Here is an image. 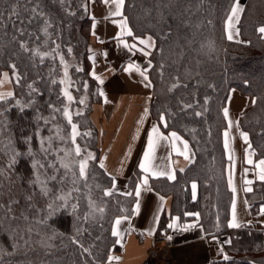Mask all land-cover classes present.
Here are the masks:
<instances>
[{"label": "trees", "instance_id": "1", "mask_svg": "<svg viewBox=\"0 0 264 264\" xmlns=\"http://www.w3.org/2000/svg\"><path fill=\"white\" fill-rule=\"evenodd\" d=\"M85 2L87 0H66V4L61 6L55 0H39L41 10L53 24L49 29L51 39L41 50L54 48L52 40L59 44L58 51L68 65L69 89L74 98L88 92V87L94 89V93L91 92L94 99L90 104V119L91 107L100 101V97L97 84L89 73L87 47L91 19L89 3L87 11L81 6ZM233 2L125 0L123 14L128 18L134 36L148 34L156 43L149 57L152 62L148 73L153 97L151 117L163 132H176L187 141L194 156L192 163L177 173L174 180L149 179V187L162 196L170 197V217H177L185 224L196 220L195 216H186L185 213H199L198 226L204 235L229 236L230 243L223 246L229 259L220 257L207 264H264V225L228 227L231 191L226 181L228 161L222 143L226 123L222 109L231 89L249 98L244 113L238 118L239 128L248 134L254 159L264 158V38L257 31L264 26V0L245 1L244 11L236 25L239 41L228 40L225 29ZM13 4L15 0L0 2V10L5 12V27L0 28V75L5 71L10 74L14 93L7 102L0 101V112H3L0 116V203L19 201L13 205L14 213L20 216L23 212L28 220L21 219L15 223L5 220L0 225V256L3 264H106L111 252L120 251L112 235L113 222L118 217L133 214L136 197L134 194L116 193L105 196L104 191L110 190L112 178L96 164L89 167L86 180L77 179L75 184L72 174L65 176V170L60 168L55 173L57 179L48 182L50 191L47 196L41 195L39 187L30 183L36 178V169L32 166L34 160L45 164V169L40 171L46 175H41V179L54 174V169L48 167L49 163L60 167L57 156L61 153L50 150L45 155L41 152V139L53 137L52 149H59L64 143L68 145L53 135L57 126L61 129L60 135H69L67 120L61 113H52L48 107L49 104L57 108L65 106L63 85L59 83L64 78V67L55 53V59L46 57L40 63L38 57L33 58L30 52L20 49V40L28 41L30 48L42 44L45 39L40 31L43 18L36 17L28 23L31 13L24 9H30L33 4L20 0L18 8L24 22L21 24L15 17L9 21L8 10ZM18 28L25 30L24 36H20ZM37 35L40 36L39 41L35 39ZM13 36L17 39L13 40ZM68 48L72 49L70 54ZM162 63L163 69L160 68ZM12 64L16 65L19 83L13 77ZM176 77L180 78L181 87L169 92L168 88L176 82ZM52 79L57 83L52 84ZM33 82L39 91L30 96L27 85ZM86 83L90 86L85 87ZM185 84L187 87L183 86ZM206 97L208 102L205 105ZM30 99L34 104L23 111L15 105L16 100L24 103ZM181 102L192 103L194 107L182 111ZM196 111H202L203 115L195 116ZM161 113H165L167 127L160 121ZM53 114L56 119L49 124L37 119L38 115L50 117ZM91 125L98 157V133L92 122ZM28 137H31L30 141ZM29 148L32 155H28ZM14 152L22 155L12 163ZM135 182L136 178L131 179V186ZM193 182L197 185L195 199ZM251 189L250 192L245 191V196L251 213L255 215L259 207L264 206V181L255 182ZM69 192L71 196L66 205L65 201L57 199ZM32 193H35L33 199L26 200L25 197ZM90 200L97 208H104V212L90 208ZM49 204L54 208L61 207L49 216ZM72 205L77 206L75 210ZM169 219L162 216L158 234L161 231L168 234ZM39 220L45 223H38ZM29 227L32 228L30 233L26 231ZM21 235L29 241L28 244L20 239ZM73 238L89 248L92 255L83 253L78 244L71 242ZM14 243L18 247L13 248Z\"/></svg>", "mask_w": 264, "mask_h": 264}, {"label": "crops", "instance_id": "2", "mask_svg": "<svg viewBox=\"0 0 264 264\" xmlns=\"http://www.w3.org/2000/svg\"><path fill=\"white\" fill-rule=\"evenodd\" d=\"M245 1L239 0L242 7ZM112 10H114V6H112ZM109 11V6H106L102 0L89 3L91 27L87 47L88 59L90 56L95 57L94 61L89 59V73L97 84L100 97V101L91 107L90 119L98 133V163L104 165L102 169L112 178L110 190L112 193L121 195L127 192H133L134 194L136 185L144 175L138 165L143 158L147 147L148 134L152 127L154 125L158 126L166 136H170L173 131L163 132L159 124L151 117L152 86L145 87L142 83V77L134 68L131 72L124 70L130 63L139 65L141 70L148 68L150 59L139 51L134 50L135 54L129 52L114 39L117 33L120 32V28L117 23H113V20L119 21L121 17L105 19V17H108ZM93 24H95V35L92 34ZM236 25L235 29H237ZM225 29H227V20ZM233 34L234 39L231 41H239V35L236 36L235 31ZM149 36L145 34L134 37L146 38ZM121 39L129 44L136 43L138 48L143 47L133 37L125 35ZM104 53H107V55L105 56ZM150 69L151 67L147 72L148 77ZM93 71L96 76L100 77V80H103V83L93 77L91 74ZM3 73L0 75V80L4 79ZM9 91L13 92V83L8 73V80L0 85V92L6 93ZM100 92H103L104 95L101 96ZM248 102L249 98L246 95L241 94L236 89H231L225 103V107L229 109V119L233 122L237 121L244 113ZM145 108L148 109L147 114H145ZM225 123L224 131L227 129V119H225ZM240 132H242L240 128H237L234 124L230 130V143L227 150L224 147V136L222 135L224 154L228 161L226 181L231 191L228 223L232 219V200L235 196L236 218L241 227L255 224L264 225V211H262L264 206L259 207L258 212L253 215L245 196L246 187H252L255 182H262L258 179L260 168L256 165L264 158L254 159L249 140L245 142ZM177 135L181 140L176 141L175 148L183 151L181 141L185 140L179 134ZM189 149L192 163L194 156L190 145ZM230 155L232 156L231 160L229 159ZM249 159L252 160V164L247 162ZM191 163L173 149L171 139L160 141L153 160V166L158 171H172L175 177L177 173L183 172ZM245 169H247V172H245ZM113 178L115 188H113ZM133 178H136V182L131 186V179ZM230 178L236 189L235 194L229 186ZM149 179L169 180L167 176H149ZM245 180H251L253 183L247 185ZM160 197L164 198L163 201L160 200ZM139 201V213L133 212L128 220L122 219L118 226L121 236L114 237L115 240L120 239V243H116L120 246V251L111 252L109 255L119 257V260H113L111 264H142L153 238L159 235L158 229L162 216L164 215L168 219L170 217V197L162 196L152 189L151 191H145L142 188ZM176 218L170 217L168 223L169 225L175 222V227L170 228L168 232V235L172 237L175 248L169 259L161 264H207L225 255L223 246L228 244L229 236L208 237L204 235L199 226L182 231L181 229L187 225L196 223V220L183 224ZM115 220L112 229L115 226ZM162 233L164 232L161 231L160 234ZM106 264H108V260Z\"/></svg>", "mask_w": 264, "mask_h": 264}, {"label": "snow or ice", "instance_id": "3", "mask_svg": "<svg viewBox=\"0 0 264 264\" xmlns=\"http://www.w3.org/2000/svg\"><path fill=\"white\" fill-rule=\"evenodd\" d=\"M0 2H3V0H0ZM56 3H59L61 6H64L66 4V0H55ZM95 0H87V2H85L84 4H82L81 6L85 9V11L88 10V3H94ZM102 2L106 5L109 6L110 11H109V15L108 17H105V19H108L109 17H121V19L119 21L113 20V23H117L119 28H120V32L117 33V36L114 37V39H116L118 41L119 44L123 45V47L125 49H127L129 52H132L133 54H135V51H139L140 53H142L145 57H150L152 55V50L156 48V43L155 41L152 39V37H146V38H139V37H134V34L131 30V28L128 27V18L126 16H124L123 14V8L125 6V0H102ZM28 4H33V6L29 9V8H25L24 10L26 12H30L31 16L28 19V23H31L32 20L36 17H41L43 18V26L40 29L41 33L43 34V36L45 37L44 41L42 42V44H37L34 47H29L28 45V41L25 40H20L18 41L19 43V47L20 49L25 52V53H31L33 58H39V62L43 63L44 59L46 57H52L53 59H55V57H53V53L56 54V56H59L60 59V64L63 65L64 67V78H62L59 83L62 85H65V87L62 89V95L63 97H65L67 99V101L72 102L73 101V96L69 93L68 91V87L70 86V81L68 79V72H67V62L64 60L63 55L58 51L59 49V44H56L55 40H52V44H55L54 48H51V50H45L42 51V47H47L48 45V41L51 39V34L49 33V29L53 27V24L51 22V20L46 16V14L41 10V6L39 3V0H35V3H33V0H27ZM20 4V0H15V4H13L10 9L8 10L9 14H8V20L11 21L13 19V17H15L16 19L20 20L21 24L24 22L21 18H20V11L18 8V5ZM112 6H114V10H112ZM244 11L243 7L240 5L239 0H234L231 8H230V12L229 15L227 17V39L228 40H233L234 39V34L233 32L235 31V35L238 36L239 35V31L238 29H235V25L237 23H239L240 20V14ZM69 14H73L74 13H69ZM4 19H5V12L4 10H0V28L5 27L4 24ZM94 19V18H93ZM93 28V35H95V24L92 25ZM17 31L19 32L20 36H24L25 35V30L23 28H18ZM257 31L261 34V38H264V26H260ZM29 35H31L29 33ZM130 36L133 37L135 40H138L139 45H142L143 47L138 48L136 43H132L129 44L128 42H126L125 40L121 39L122 36ZM13 40H16V36L12 37ZM35 39L37 41L40 40V36L37 35L35 37ZM102 42V41H101ZM211 46V45H210ZM68 53L70 54L72 52L71 48L67 49ZM91 51V50H90ZM159 51H163V49H160ZM104 55L106 56L107 53H104ZM90 60L95 59L94 56H90L89 57ZM148 68H144L143 70H141L139 65H135L130 63L124 70L126 72H131L133 70V68L135 69L136 72H138L140 74V76L142 77V83H144L145 87H151V81L149 80V77L147 75V72L149 70V68L152 66V62L151 60L148 61ZM10 67L13 69V77L15 78L16 82L19 83L20 77L19 74L15 71L16 69V65L12 64L10 65ZM160 68L163 69L164 68V64H160ZM77 71H80V69H77ZM93 75V77L97 80H100L99 76H96L95 72L93 71L91 73ZM161 76H163V72H161ZM3 78L2 80H0V85H2L3 83H5L8 80V73H3ZM174 83L171 84V86L168 88L169 92H172L173 90L181 87V81L179 77L175 78ZM34 83H30L27 85V88L30 90L29 91V95L31 96L33 93H38V89L36 87H34ZM52 84H56L57 80L56 79H52L51 80ZM100 83H103V80H100ZM184 87H187V85H183ZM86 87V85H85ZM100 95L103 96L104 93L100 92ZM14 96V93L9 91V92H0V101L2 102H7L9 98H12ZM149 99H151V97H149ZM81 104H84L85 101L83 99H81L79 101ZM208 102V98H205V105ZM182 103V111H186L187 109L193 108L194 105L192 103ZM252 103L255 104L256 101L255 99L252 100ZM34 104L33 100H28L27 102L22 103L20 100H16L15 101V105L18 106L20 108L21 111H23L25 108L30 107ZM48 107L52 110V113H61V115L67 120V123L71 126V132L70 134L65 137L60 135V131L61 129L57 126V131H56V138L65 141L66 143L70 140L71 144L74 147L71 148H59V149H52V140L53 137H48V138H42L41 139V152H43L45 155L49 154L50 150L51 151H55V152H63L64 156H57V161L59 163V168H56L55 163H49L48 167L53 168L54 169V174L50 175V176H46V179H41V175H46V173H41V169H45V164L41 163L40 161L34 160L33 161V168L36 169V178L35 180L31 181L30 183L33 185H37L39 187L40 190V194L43 196H47L50 189L48 188V182L49 181H54L57 179L56 176V172L60 171V168L65 170L64 175L66 176L68 173H71L73 176V183L75 184L77 182V179H82V180H86L87 179V170H88V162L89 160L93 159V154L92 153H88L87 156H83L82 157V149L81 147L76 143V138L77 136L80 135L77 125L75 123H73L72 120V112H70L69 107L67 105L63 106L62 108H57L56 106L49 104ZM204 111H207L206 108H204ZM148 109L145 108V114H147ZM223 112V116L225 117V119H227L228 123H227V129L224 131L223 136H224V147L225 149H229V143H230V130L232 129V127L235 126L238 128L239 127V121H235L233 122L231 119H229V109L227 107H224L222 109ZM76 115H81V112H76ZM3 115V112H0V116ZM169 115H172V113L169 112ZM195 116L199 117L203 115L202 111H196L194 113ZM38 120H43L45 124H49L51 123V121L56 119V116L53 114L50 117H43L38 115L37 116ZM143 119V117H142ZM160 121L163 124L164 127H167V120H166V116L165 113H161L160 114ZM84 135H90V133H85ZM241 137L243 138V140L245 142H248V134L245 132H240ZM45 139L47 140V145H45ZM171 139L172 142V146L173 149L175 151L178 152L179 155H182L184 157L185 160L189 161V163H191V156H190V149H189V145L187 141H181L183 144V151H180L179 149L175 148V144L176 141H180L181 138L177 135L176 132H171L170 136H166L164 135L161 131L160 128L158 126H153L151 131L148 134V141H147V147L144 151L143 154V158L141 159L138 167L139 169L144 173V175L140 178V182L136 185L135 187V197L136 199V203H135V207L133 209V212L135 213H139L140 211V201H139V197L141 195V190L143 188V190L145 191H151V188L148 186L149 185V176H167V178L169 180H174L175 179V174L172 171H158L154 166H153V160L155 159V152H156V148L159 145L160 141H167ZM28 141L31 140V137L27 138ZM22 155L21 153L18 152H14L13 153V159H12V163H15V158L17 156ZM28 155H32V151L29 148L28 150ZM71 157V159L69 160L68 158ZM76 157H81L79 160L76 159ZM229 159H232V156H229ZM249 164H252V160L249 159L247 161ZM73 166H75V168L78 170V177H77V171H73ZM258 168H260V173L258 176V179L261 181H264V160L259 161V163L256 165ZM9 167H11V164L9 165ZM100 167L103 168L104 165L101 163ZM181 171H183V169H181ZM245 172H247V169H245ZM0 175H2V173H0ZM63 181V177H61V182ZM253 181L251 180H245V184L250 185L252 184ZM229 186L232 188L233 193L235 194V187L233 186V181L230 178L229 179ZM196 183L193 182L192 184V190H193V199H195L196 196ZM113 188H115V181L113 178ZM74 191L77 189H73ZM246 192H250L252 191L251 187H246L245 188ZM35 195V193H32L28 196L25 197L26 200L31 201L33 199V196ZM104 195L105 196H110L112 195V191L111 190H105L104 191ZM122 195H127V196H132L133 192H127V193H122ZM71 196V192H69L66 195H61L59 197H57L58 200H62L65 201V205L67 203V199ZM163 197H160V200L163 201ZM19 201L16 200H10L7 204L5 203H0V225L3 224V222L5 220L7 221H11L13 223L19 221V220H24L27 221L28 220V216L25 215L23 212L20 213V216H16L14 213V208L13 205L18 204ZM89 206L90 208H92L94 211H99L100 213L104 212V208L100 207L97 208L95 203L93 201H89ZM29 207H32L31 204H29ZM59 207L61 206H57V207H53V204H49L48 205V209L50 210L48 212V215L51 216L54 212L59 210ZM73 209L75 210V208L77 207L76 205H72ZM264 211V210H262ZM186 216H195L197 223H193L190 225H187L185 228L181 229L182 231H187L189 228H195L198 226V221H199V213H185ZM88 217H85V219H87ZM123 220H128L129 217L124 216L122 218H117L115 220V226L112 229V235L116 236V237H120L121 233L118 230V226L120 225V223ZM179 219V218H176ZM38 223H45L44 220H39L37 221ZM169 228H174L175 227V222H173L172 224L168 225ZM217 227H219V225H217ZM228 227L229 228H239L241 227V225L237 222V218H236V201H235V196L233 197L232 200V219L231 221L228 223ZM27 232H31L32 228H27L26 229ZM79 234V233H78ZM21 240H24V244H28L29 241L25 240L24 237L21 235L20 236ZM169 240L172 239L171 236L168 237ZM73 244H78L83 253H87L89 256L92 255L91 251L89 248L84 247L82 244H80V241L73 238L71 241ZM115 243L119 244L120 243V239H117L115 241ZM228 243H230V241H228ZM18 247L17 244H13V248ZM222 252V249H221ZM6 255H11L12 253H5ZM224 260H228L229 257L227 255L223 256ZM108 260V264H111V262L113 260H119V257H115L112 255H109L107 257ZM0 264H3V257L0 256Z\"/></svg>", "mask_w": 264, "mask_h": 264}, {"label": "rangeland", "instance_id": "4", "mask_svg": "<svg viewBox=\"0 0 264 264\" xmlns=\"http://www.w3.org/2000/svg\"><path fill=\"white\" fill-rule=\"evenodd\" d=\"M86 86H90V83H86ZM65 87V85H63V88ZM70 87V86H69ZM68 87V91L69 93L73 96V101L69 102L67 101V99L65 98V105H67L69 107L70 112H72V120L73 123H75L77 125L78 131L80 133L79 136H77L76 138V143L81 147L82 149V157L83 156H87L88 153H92L93 154V159L89 160L88 162V169L89 167L94 166V164H96L97 166H100L98 163V157L97 155V151H96V140H95V133H94V129L93 126L91 125L90 119H89V111H90V104L91 101L94 99V97L91 95V92L94 93V89L88 87V92H84V94L80 95L78 98H74V95L71 93L70 89ZM83 99L85 101L84 104H81L79 101ZM76 112H81V115H76ZM56 129L53 131V135H56ZM71 132V126L69 125V134ZM85 133H90V135H84ZM48 138V137H45ZM46 140V139H45ZM47 141V140H46ZM62 143H64L63 141H61ZM65 144V143H64ZM61 145L59 148H71L74 147L71 144V141H68V145ZM60 156H64L63 152H60ZM97 157V158H96ZM81 157H76L77 160H79ZM69 160L71 159V157L68 158ZM73 169L75 171L78 170L75 168V166H73ZM88 172V170H87ZM151 247V246H150ZM149 247V248H150ZM148 248V249H149ZM175 248V244L174 246L171 248L170 253L168 254V256L161 258L158 261V264H161L162 262H165L167 259H169V257L172 255L173 250ZM147 249V250H148Z\"/></svg>", "mask_w": 264, "mask_h": 264}, {"label": "built area", "instance_id": "5", "mask_svg": "<svg viewBox=\"0 0 264 264\" xmlns=\"http://www.w3.org/2000/svg\"><path fill=\"white\" fill-rule=\"evenodd\" d=\"M173 246L174 242L169 240L168 236H155L152 240L151 247L146 252L142 264H158L161 258L168 256Z\"/></svg>", "mask_w": 264, "mask_h": 264}]
</instances>
